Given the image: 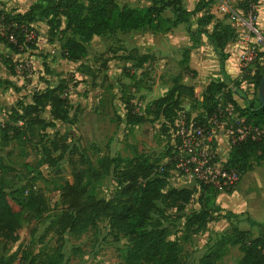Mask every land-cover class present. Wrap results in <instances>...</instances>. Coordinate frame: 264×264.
<instances>
[{
	"label": "trees",
	"instance_id": "1",
	"mask_svg": "<svg viewBox=\"0 0 264 264\" xmlns=\"http://www.w3.org/2000/svg\"><path fill=\"white\" fill-rule=\"evenodd\" d=\"M259 1H240L238 9L246 16L249 4L257 5ZM147 2L148 6L137 8L119 4L116 0H36L21 13L0 8L3 29L0 31V47L8 53L3 65L10 75H15L12 56L36 55L34 40L26 39L29 33L35 32L33 24L37 22L45 26L38 33L41 38L49 45L57 44L60 59L74 64L88 55L89 43L94 37L113 38L116 34L133 31L167 34L183 24L193 45L197 44L199 37L205 36L220 62L222 74L221 80L210 82L203 88L197 101L203 115L193 122L202 123L219 108L231 105L246 123L264 131V108L258 102V87L264 75V50H259L253 62L241 68L235 79H229L224 70L225 47L236 41L238 35L234 27L214 20L209 13L214 0H196L192 10L184 8L182 0ZM166 11L171 17L165 15ZM195 18L193 28L192 19ZM211 23L212 29L208 32ZM261 36L264 39V34ZM11 38L14 42L10 41ZM188 52L189 49L184 52L180 64L184 74H193L186 67ZM120 59L131 62L135 70L154 61V57L138 55L136 50ZM107 64L106 60L103 70L108 69ZM66 90V82L60 81L53 87L45 86L33 93L28 100H17L0 129L3 143L26 140L28 135L37 133L39 143L36 149L40 154L37 169L45 166L53 178H61L67 170L70 172V181L66 180L60 187V207L53 212L47 234H54L59 241L64 236L78 239L88 231L99 233L98 224L106 220V233L119 235L127 241L122 264H186L182 259V248L177 241L170 239L166 224L184 218L182 214L196 195L199 208L185 217L184 230L193 234L202 232L206 224L214 220L210 209L221 189L202 184L193 189L177 188L170 179V170L174 168L172 162L161 164L142 153L127 158L105 154L93 164L86 150L69 137L70 134L62 135L56 131L50 137L48 130H55L58 123L70 122L72 105L64 96ZM235 96L244 101V108L238 106ZM195 99L194 86L181 83L180 74L172 80L163 96L145 107L142 115L125 104L124 122L130 128L144 123L158 124L160 132L170 141L165 155L169 158L173 144L177 142L174 124L182 114V103L184 100L195 102ZM46 112L47 118L44 117ZM184 115L187 121L191 119L188 113ZM251 159L264 162V135L259 141L248 139L232 146L226 166L241 176L252 169L249 165ZM41 174L37 172L38 178H42ZM103 179L109 182V195L97 198L96 191ZM225 188L222 189L229 190ZM47 211L46 199L39 190L29 186L15 190L0 187L1 250L5 251L8 245L18 241L24 220H40ZM214 211L219 212V208ZM223 216L226 215L220 218ZM251 227H256V234L232 227L228 235L207 246L195 264H218L234 247L241 253L237 264H264V226L251 222ZM62 246L63 243L55 251V257H48L47 264L65 261ZM21 259L24 264H40L29 253H23Z\"/></svg>",
	"mask_w": 264,
	"mask_h": 264
},
{
	"label": "rangeland",
	"instance_id": "2",
	"mask_svg": "<svg viewBox=\"0 0 264 264\" xmlns=\"http://www.w3.org/2000/svg\"><path fill=\"white\" fill-rule=\"evenodd\" d=\"M136 1L122 0L133 5ZM139 4L141 0L137 2V6ZM33 26V34H36L34 45L37 47L33 64L24 57L12 56L16 67L15 75H10L3 65V59L8 53L0 47V129L7 120L10 107L17 100H28L30 95L45 86L53 87L64 81L67 84L64 96L72 105L70 122L58 123L55 130H48L50 137L56 131L62 135L70 134L69 137H73L86 150L93 164L105 154H118L127 158L139 153L149 155L161 164L165 163L168 159L165 155L170 146L168 138L160 132L158 124L144 123L132 128L127 126L124 122L125 104L131 105L135 113L142 115L146 104L154 97L163 95V91L171 86L179 70L182 71V66L177 68L182 59L167 62L164 68L159 66L162 60H154L141 70H134L131 62L111 57L113 50L121 46L114 42L115 39L105 38L101 43L93 42L91 48L88 47V55L82 61L67 63L60 59L58 45H49L38 34L45 26L40 22ZM255 29L258 30L256 26ZM106 60L109 63L108 71L102 68ZM25 64L27 68H24ZM159 81L161 83L158 84ZM5 82L8 84H4ZM198 100L199 97H196L195 102L184 100L180 115L188 113L191 119L202 116L203 109L197 104ZM44 117H48V112ZM27 137L26 140H9L4 143L0 141V187L15 190L29 186L39 190L46 199L48 211L40 220H24L18 232V241L8 245L5 251L1 250L0 245V264H24L21 259L23 253L33 255L36 263L47 264L48 257H55V251L62 243V254L65 257L62 264H122V253L126 250L127 241L119 235H108L106 220L98 224L99 233L88 231L78 239L64 236L59 241L54 234H47L53 212L60 207V187L66 180L70 181V172L66 169L64 176L53 178L45 166L37 169L40 154L36 145L39 137L35 132ZM224 152L221 149L222 157L226 159L229 155L226 156ZM261 163L264 162L257 163L251 159L249 165L252 168ZM38 171L42 173V178H38ZM170 171V179L175 187H196L193 182L180 178L174 168ZM108 195L109 182L103 179L96 191V197L107 198ZM196 199L195 195L187 205L182 214L184 218L166 224L170 239L177 241L182 248L184 263L195 264L206 247L219 237L228 235L232 227L250 230L256 234V227H251V221L247 219L228 217L229 214H226L223 216L226 220L221 221L222 215L214 211L216 202L210 209L214 220L208 222L202 232H186L185 217L199 208ZM260 222L264 224L263 220ZM240 257L237 247L230 248L218 264H237Z\"/></svg>",
	"mask_w": 264,
	"mask_h": 264
},
{
	"label": "crops",
	"instance_id": "3",
	"mask_svg": "<svg viewBox=\"0 0 264 264\" xmlns=\"http://www.w3.org/2000/svg\"><path fill=\"white\" fill-rule=\"evenodd\" d=\"M35 1L36 0H0V8L7 11L15 10L21 13L26 11L27 8ZM116 1L119 4H125L130 7L137 8L146 7L149 4L147 0H141V4L138 6L137 2L139 0H137L134 5L126 4V2H122V0ZM220 1L221 0H214V2L210 5L209 13L214 17V20H220L224 24L233 27L232 23L228 19V15L219 10ZM240 1L241 0H226L229 9L238 12L240 11L238 9V4ZM182 4L187 10H192L196 5V0H182ZM165 15L167 17H171V14L168 11L165 12ZM199 16L200 15L197 17ZM196 18L192 19V22L194 21V23H192V27H195ZM254 22L258 31L264 34V0H260L257 4ZM212 25L213 23L207 27L208 32H211ZM236 32L238 38H241L242 36L240 35L244 33V29L238 28ZM103 39L105 38H92L89 43V48H91L93 42L98 41L101 43V40ZM113 39H115L114 42L118 43V45L121 47H117L113 50V54L111 56L112 58L116 57L120 60L121 57L126 56L131 50H136L138 55H148L154 57V60H162L164 63L162 61L159 63L161 68L166 67L164 64L167 62L171 63L174 61V59H182L184 52L189 49V52L187 53L188 61L186 67L194 73L184 74V72L179 70L177 75L181 74V83L187 85L192 84L194 86L196 97L200 96L203 88L207 84L222 79V74L220 72V62L214 55L212 48L205 36L199 37L197 39V44L193 45L189 39L185 25L183 24H179L167 34H153L150 31H133L128 34H116ZM242 48L243 46H241L237 40L229 42L225 47L227 60L224 63V70L226 77L229 79H235L239 75L241 66L238 57ZM259 50H264V47H259ZM22 57L26 58L30 64H33V60L36 58L34 55H25ZM117 60L113 61L116 63ZM107 65H109V63ZM145 65L146 64L143 66ZM178 65L177 68L180 69V61ZM188 75H190V77ZM188 79H190V81ZM159 83L161 82L159 81L158 84ZM168 88L170 87H166L163 93H165ZM243 88H245V86ZM249 92H252V88L250 87ZM161 96L163 95L154 97L152 101ZM235 100L240 108H244L245 103L241 98L235 96ZM221 149L225 151L224 154L226 156L229 155L230 151L226 145V140L224 137L219 138L220 152ZM222 191L224 190L221 189L216 195V206L219 208L218 214H229L228 217L230 215H236V218L247 219L251 222H255L264 226V224L260 222L262 220L264 221V163L253 166L252 169L247 170L240 176L239 182L233 188L226 190V192ZM224 220L226 219L222 218L221 221ZM229 220L232 221L233 219L230 218Z\"/></svg>",
	"mask_w": 264,
	"mask_h": 264
},
{
	"label": "built area",
	"instance_id": "4",
	"mask_svg": "<svg viewBox=\"0 0 264 264\" xmlns=\"http://www.w3.org/2000/svg\"><path fill=\"white\" fill-rule=\"evenodd\" d=\"M219 6V10L228 15L235 30L244 29V33L240 35L242 37L237 36V42L243 46L238 60L241 68L248 67L255 59L259 47H264V39L255 29L257 5L249 4L246 16L241 11L230 10L226 0H221ZM2 30L0 25V31ZM34 38L35 35L31 32L26 40L32 42ZM10 41L14 42L12 38ZM27 67L25 64L24 68ZM174 126L177 142L173 144L171 157L167 159V162H172L174 172L196 186L211 185L219 189H231L240 180L239 173L227 168L228 158L222 157L219 138L224 137L230 151L237 143L248 139L259 141L264 135L261 128L246 123L231 105L219 108L211 117L204 118L202 123H195L193 119L187 121L185 115H181Z\"/></svg>",
	"mask_w": 264,
	"mask_h": 264
},
{
	"label": "water",
	"instance_id": "5",
	"mask_svg": "<svg viewBox=\"0 0 264 264\" xmlns=\"http://www.w3.org/2000/svg\"><path fill=\"white\" fill-rule=\"evenodd\" d=\"M258 102L260 106L264 108V75L258 87Z\"/></svg>",
	"mask_w": 264,
	"mask_h": 264
}]
</instances>
